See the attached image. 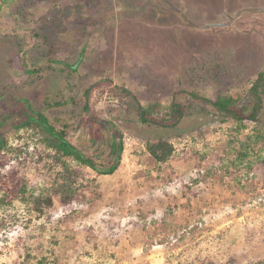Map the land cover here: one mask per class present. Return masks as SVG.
I'll return each mask as SVG.
<instances>
[{
  "label": "rangeland",
  "instance_id": "obj_1",
  "mask_svg": "<svg viewBox=\"0 0 264 264\" xmlns=\"http://www.w3.org/2000/svg\"><path fill=\"white\" fill-rule=\"evenodd\" d=\"M263 69L264 0H0L7 169L35 190L61 170L38 129L16 127L26 105L101 166L110 157L91 141L86 102L123 142L112 174L70 161L87 177L73 201L54 197L41 215L18 200L0 209V264H264V144L243 162L229 146L264 127V101L259 123L236 131L188 93L239 91L246 103ZM126 90L143 106L177 91L185 115L172 127L141 123ZM159 139L174 145L163 164L146 150Z\"/></svg>",
  "mask_w": 264,
  "mask_h": 264
},
{
  "label": "trees",
  "instance_id": "obj_2",
  "mask_svg": "<svg viewBox=\"0 0 264 264\" xmlns=\"http://www.w3.org/2000/svg\"><path fill=\"white\" fill-rule=\"evenodd\" d=\"M247 92L250 100L246 103H240L241 92L239 91L231 92L228 90L215 96L200 94L195 90L188 91L192 98L199 99L204 104L212 106L226 120L231 121L236 131L246 128V124L244 123L246 120L253 121L256 124L259 123V115L264 101V70L257 72L251 80ZM126 93L133 96L136 102L137 116L141 123L172 127L176 126L185 115V106L174 98L177 91L173 92L172 98L167 105L154 101L148 103L146 106H143L130 91L126 90ZM87 94L86 90L85 95ZM162 109L164 110L163 116L154 115L155 112ZM83 112L90 127L91 141L95 143L97 140H101L106 143L110 157L108 165H99L92 156L88 155L68 138L65 129L56 127L41 110H34L30 105L21 107L19 109L20 121L16 123V127H34L38 129L41 134V141L52 151L55 166H60L61 170L52 177L48 186L39 187L37 190L33 189L28 185L25 177L18 174L16 169H7L6 154L12 152L13 147L0 135L1 210L6 211V208L10 207L15 200H18L28 204L30 211L41 215L53 205L54 197L63 204H67L78 198L79 187L82 186L81 184L78 185L81 175L76 168L72 167L70 161H73L78 166L88 167L99 175L112 174L117 169L123 151L121 132L115 127H109V121H99L93 116L89 111L87 102L83 106ZM103 129H108L109 132V137L105 141ZM253 130L252 133L245 136V139L236 138L229 144L239 162L246 160L249 155V146L252 143L264 144V127L259 128L256 125ZM233 142H235V146ZM146 150L157 164H163L172 156L174 145L167 139H159L147 143ZM257 159V165H264L262 157H258ZM247 166L251 168L252 163L247 161ZM81 178L87 179V177ZM91 181L94 182V179L87 180V183ZM6 224L7 222L2 215L0 227Z\"/></svg>",
  "mask_w": 264,
  "mask_h": 264
},
{
  "label": "crops",
  "instance_id": "obj_3",
  "mask_svg": "<svg viewBox=\"0 0 264 264\" xmlns=\"http://www.w3.org/2000/svg\"><path fill=\"white\" fill-rule=\"evenodd\" d=\"M264 70V69H263ZM260 71V70H259Z\"/></svg>",
  "mask_w": 264,
  "mask_h": 264
}]
</instances>
